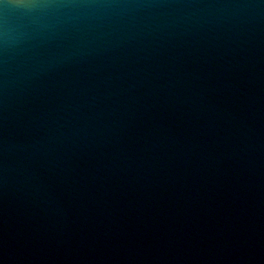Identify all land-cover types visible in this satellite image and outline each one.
Listing matches in <instances>:
<instances>
[{"label": "water", "instance_id": "water-1", "mask_svg": "<svg viewBox=\"0 0 264 264\" xmlns=\"http://www.w3.org/2000/svg\"><path fill=\"white\" fill-rule=\"evenodd\" d=\"M0 264H264V0H0Z\"/></svg>", "mask_w": 264, "mask_h": 264}]
</instances>
